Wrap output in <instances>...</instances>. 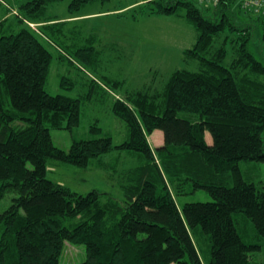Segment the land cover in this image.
<instances>
[{
    "label": "trees",
    "instance_id": "trees-1",
    "mask_svg": "<svg viewBox=\"0 0 264 264\" xmlns=\"http://www.w3.org/2000/svg\"><path fill=\"white\" fill-rule=\"evenodd\" d=\"M61 1L17 0L14 19L0 16V264H59L67 242L84 245V259L73 264H260L252 255L264 246V183L243 177L239 163H264V62L250 41L255 27L264 43V0H139L131 19L176 14L194 26L195 44L182 55L199 67L110 99L127 128L117 144L96 135L102 128L94 122L95 136L72 137L66 150L51 129L72 131L88 101L110 98L120 84L101 74L92 35L84 40L74 28L67 35L70 19L46 16ZM93 1L109 0H69L68 10ZM36 20L34 30L25 23ZM222 34L232 42L229 60L215 42ZM49 46L80 73L59 83L85 92L47 91ZM154 130L160 141L151 144ZM112 152L119 154L99 165L120 196L80 193L46 175L50 158L86 167ZM122 153L127 163L118 165ZM199 189L208 200L177 203ZM194 232L208 238L206 261Z\"/></svg>",
    "mask_w": 264,
    "mask_h": 264
},
{
    "label": "rangeland",
    "instance_id": "rangeland-1",
    "mask_svg": "<svg viewBox=\"0 0 264 264\" xmlns=\"http://www.w3.org/2000/svg\"><path fill=\"white\" fill-rule=\"evenodd\" d=\"M17 0H10L15 2ZM213 1V0H212ZM7 0H0V16L13 17L16 7L11 6ZM69 0L55 2L49 4L46 16H49L52 22L57 20H67L65 27L66 34L68 29L74 28L80 37L84 40L87 36L94 37L93 47L97 49L101 59L98 65L101 74H105L119 82L115 91H111L110 95L101 99L94 98L88 101L82 108L80 114V123L73 127L72 131L67 129H51V139L55 145L68 149L72 137H92L95 136L89 131L91 123H97L102 128L101 132L96 135H110L113 143L117 144L125 138L127 131L123 121L112 114L110 110V99L116 96H125L127 92L145 89L147 91L161 86L162 82L176 68H187L189 70L197 69V61L187 60L183 58L182 50L195 44L198 32L189 21L176 14L165 15H145L131 19L130 15L133 9L141 4L137 0H109L107 2L93 1L79 8L77 12H70L68 9ZM199 4L211 5L209 0H197ZM202 2V3H201ZM259 2V0H258ZM10 8V10H6ZM260 12V11H259ZM257 12V13H259ZM28 27L35 29L41 20L25 21ZM224 35L219 36L215 42L217 45L225 44L228 50L226 60L232 58V45L228 39L224 40ZM231 35V33H229ZM66 43L71 39L66 36ZM252 50L257 57L264 62V43L259 41V29L252 28L251 36ZM52 52L51 64L48 69L47 91L50 93H65L68 95H79V92H85L84 86L77 89V85H73L70 89L63 88L59 82L62 77L79 80L80 73L76 71L74 64L60 60L56 50L49 46ZM76 64V63H75ZM81 67V65L79 66ZM78 67V68H79ZM99 71V72H100ZM98 78V75H96ZM67 86V85H66ZM149 135L151 144L160 141L157 136L161 133L154 130ZM207 137L210 133H207ZM119 154L112 152L104 155L100 161L92 166L79 167L75 164L60 163L52 158L48 159V170L46 175L57 182L68 185L72 190L80 193H86L90 189H101L111 192L116 196H120L116 186V179L107 175L102 165L111 161ZM119 164L127 163L124 154L119 156ZM129 165V163L127 164ZM243 177L261 187L264 183V163L258 161H243L239 163ZM209 195L202 189L188 194L178 196L177 203L181 204L185 201L208 200ZM243 217V216H242ZM244 219V218H243ZM243 222V221H242ZM205 234L194 232L192 236L196 241L200 251V258L205 261L209 256L208 238ZM206 237V239H205ZM207 242V244H206ZM73 245V246H72ZM256 262L264 264V246L255 251L252 255ZM85 257L83 244L66 243L59 264H73L83 260ZM170 264H175L171 262Z\"/></svg>",
    "mask_w": 264,
    "mask_h": 264
},
{
    "label": "built area",
    "instance_id": "built-area-1",
    "mask_svg": "<svg viewBox=\"0 0 264 264\" xmlns=\"http://www.w3.org/2000/svg\"><path fill=\"white\" fill-rule=\"evenodd\" d=\"M213 1H216V0H213ZM254 2H257L258 3V0H255Z\"/></svg>",
    "mask_w": 264,
    "mask_h": 264
}]
</instances>
